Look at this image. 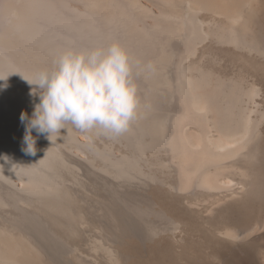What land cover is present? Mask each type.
Returning a JSON list of instances; mask_svg holds the SVG:
<instances>
[{
	"label": "bare ground",
	"instance_id": "obj_1",
	"mask_svg": "<svg viewBox=\"0 0 264 264\" xmlns=\"http://www.w3.org/2000/svg\"><path fill=\"white\" fill-rule=\"evenodd\" d=\"M111 43L129 131L27 154L22 78ZM0 78V264H264V0H0Z\"/></svg>",
	"mask_w": 264,
	"mask_h": 264
},
{
	"label": "clouds",
	"instance_id": "obj_2",
	"mask_svg": "<svg viewBox=\"0 0 264 264\" xmlns=\"http://www.w3.org/2000/svg\"><path fill=\"white\" fill-rule=\"evenodd\" d=\"M53 64V70L40 71L32 79L21 77L30 86L29 95L39 99L30 117L23 111L19 117L27 154L35 155L33 131L50 140L70 125L89 142V133L115 139L129 131L139 106L134 75L154 71L151 63L130 60L118 43H111L86 52L68 49Z\"/></svg>",
	"mask_w": 264,
	"mask_h": 264
}]
</instances>
